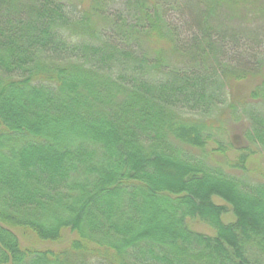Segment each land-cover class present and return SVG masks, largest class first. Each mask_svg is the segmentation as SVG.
<instances>
[{"label":"trees","instance_id":"trees-1","mask_svg":"<svg viewBox=\"0 0 264 264\" xmlns=\"http://www.w3.org/2000/svg\"><path fill=\"white\" fill-rule=\"evenodd\" d=\"M107 3L0 0V264H264V173L205 152L228 85L210 41L250 48L264 0H184L182 49L161 0Z\"/></svg>","mask_w":264,"mask_h":264},{"label":"rangeland","instance_id":"rangeland-1","mask_svg":"<svg viewBox=\"0 0 264 264\" xmlns=\"http://www.w3.org/2000/svg\"><path fill=\"white\" fill-rule=\"evenodd\" d=\"M78 3H90L91 0H75ZM163 6L167 5L169 12L168 20L174 27L175 36L182 45L180 49L190 47L193 40H196V34L193 29H188L186 24L187 17L178 13V8L184 3V0H161ZM106 15L115 16L121 12H130L131 8L128 0H108L106 4ZM122 14V13H121ZM253 28L259 32L256 42L249 43L250 48L244 46L246 42L234 43L220 36H212L210 46L212 47V57L214 64L212 71L218 72L220 80L228 82L225 89L227 95L223 99L227 102L221 107L220 112L215 114L210 131V139L205 147L208 154V160L211 164L227 165L235 163L242 153H249L247 167L251 179H259L261 173H264V148L260 145L252 144L250 136L252 132V122L249 119L248 112L252 109L264 116V23L256 22L252 24ZM110 32V28L107 29ZM158 49H165L166 45ZM171 67L182 68V62L179 59H168ZM240 69V72L238 71ZM241 76V77H240ZM243 76V77H242ZM234 106V107H232ZM244 149V150H241ZM228 168V167H226ZM233 174L245 176L238 171H232ZM213 202L218 206L226 208V213L222 216L225 223L235 222L231 207L218 197L213 198ZM188 227L198 233L214 236V232L204 223L195 219L187 220ZM71 232H65L64 240L61 244L53 247H62L73 238ZM23 243V242H22ZM25 246V243H23Z\"/></svg>","mask_w":264,"mask_h":264}]
</instances>
